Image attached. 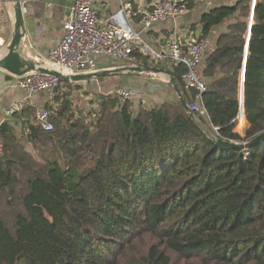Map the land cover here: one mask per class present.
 Returning a JSON list of instances; mask_svg holds the SVG:
<instances>
[{"label": "trees", "instance_id": "16d2710c", "mask_svg": "<svg viewBox=\"0 0 264 264\" xmlns=\"http://www.w3.org/2000/svg\"><path fill=\"white\" fill-rule=\"evenodd\" d=\"M254 1L199 21L203 39L227 24L200 69L204 116L178 100L134 109L106 95L74 117L60 81L45 108L51 131L27 120L18 137L1 125L0 264H264V140L212 141L264 133V0ZM125 65L170 70L193 103L182 66L137 50Z\"/></svg>", "mask_w": 264, "mask_h": 264}, {"label": "built area", "instance_id": "2783aa9c", "mask_svg": "<svg viewBox=\"0 0 264 264\" xmlns=\"http://www.w3.org/2000/svg\"><path fill=\"white\" fill-rule=\"evenodd\" d=\"M101 1L73 0L63 24V36L49 51L46 64L66 74H91L108 69L100 67L98 59L125 63L132 52L137 50L150 63L168 67L182 66L185 69L182 76L184 88L193 92L194 96L193 103L188 106L193 113L204 116L202 95L206 85L200 76V69L209 49L208 40L200 38L199 32H188L182 38L165 37L155 46L147 39V33L154 26L188 14L190 0H152L150 7L141 11L137 27L132 24L133 7L130 2L122 3L120 9L110 17H103L100 12ZM15 86L28 97L44 92L53 99L60 81L52 76L28 72L16 78ZM132 96V92L124 87L118 86L113 92L119 104L129 102ZM25 106L26 101L13 104L5 110V118L20 113ZM238 121L237 125H247L242 113ZM36 124L44 131H51L49 112L40 111L36 116ZM3 156L4 141L0 125V158Z\"/></svg>", "mask_w": 264, "mask_h": 264}, {"label": "crops", "instance_id": "0c3cea01", "mask_svg": "<svg viewBox=\"0 0 264 264\" xmlns=\"http://www.w3.org/2000/svg\"><path fill=\"white\" fill-rule=\"evenodd\" d=\"M6 1L7 0H0V59L5 53V48L13 32V16L9 3L10 0H8V2ZM237 1L239 0H190V10L188 14L176 20L154 26L153 29L147 33V37L150 43L155 46L156 43L165 37L176 36L182 38L187 35L188 32L198 33L199 21L205 13L217 7L232 6ZM124 2H130L132 4V24L137 27L141 11L150 7L152 0H102L100 3L101 15L103 17H110L120 9L121 4ZM68 3L69 2H65L63 5H53L43 3L42 0H28L25 3L24 14L26 34L21 41L19 50L24 58H26L24 54L36 60L41 59L44 61L47 58L49 51L63 36V24L68 17L71 7V4ZM226 27L227 24L225 23L213 29L210 37L207 38L209 48L211 43H214L218 34L226 31ZM104 60L106 61L107 59H98V65H103L105 63ZM15 81V76L0 69V125L3 123L10 124L18 137H21L20 133L23 127L27 126V120L30 121V124L35 125L37 114L47 107H54L55 103L53 102L54 100L50 99L47 93L44 92L28 97L24 91L15 86ZM138 81V79L131 80V83L134 84ZM86 82L88 81L73 84L80 85ZM113 83H115V81H113ZM150 93L153 98L155 91H151ZM21 101H26L24 110L6 119L4 116L5 110ZM154 105L157 104L154 102L150 104V106ZM32 114H35V120L27 118L28 115L31 116ZM22 123L24 124L22 125Z\"/></svg>", "mask_w": 264, "mask_h": 264}, {"label": "water", "instance_id": "95a60500", "mask_svg": "<svg viewBox=\"0 0 264 264\" xmlns=\"http://www.w3.org/2000/svg\"><path fill=\"white\" fill-rule=\"evenodd\" d=\"M28 0H10V8L13 16V32L11 35V39L8 45L5 48V53L0 59V69L6 71L7 73L19 78L25 75L28 72H34L41 75L52 76L57 78L59 81L67 82V83H79L83 81H89L91 79H98L102 76L106 75H115V74H161L168 78L169 84L174 91L178 102L184 109V111L188 114V116L195 120L193 112L190 110L188 104L183 98V94L177 85L173 74L170 70L164 69L161 67H134V66H122V67H114L103 69L95 73L91 74H66L62 71L54 69L46 64H37L32 60L24 58L20 54V46L23 37L26 34L25 27V14H24V5ZM8 2V0L6 1ZM43 3L46 4H59L63 5L65 2H69L68 4H73V0H42ZM255 1L253 0L252 5L254 6ZM69 7V6H68ZM69 10V9H68ZM252 18V14L250 16ZM113 92H110L111 96ZM241 103H242V94H241ZM243 114V111H241ZM264 140V133L259 134L251 141H242L239 143L225 142L220 138L214 137L212 141L221 149H244L252 147L254 144H257Z\"/></svg>", "mask_w": 264, "mask_h": 264}, {"label": "rangeland", "instance_id": "374dc122", "mask_svg": "<svg viewBox=\"0 0 264 264\" xmlns=\"http://www.w3.org/2000/svg\"><path fill=\"white\" fill-rule=\"evenodd\" d=\"M24 56L26 57V59L33 60L37 64L47 63L46 59L43 61L41 59L36 60L25 54ZM105 63L103 65H100V67L116 68L121 67L120 65L122 64L119 61H108V59L105 61ZM135 79H138L139 81L134 84L131 83V80ZM113 81H115V83H113ZM118 86L129 89L132 92L133 96L129 102L132 103L134 109H137L138 107L148 109L152 107L150 106L152 102L156 104H162L177 100V97L169 84L168 78L161 74L144 73L106 75L98 79H91L86 83H81L80 85H75L72 83L70 84V87H68V91L64 90V93L67 94L69 98L68 101L70 112L74 117H77L78 115H88V113L96 109V102L99 98L109 95L110 92H114L118 88ZM151 91H155V95L153 96V98L150 93ZM111 96H113V94ZM246 128L247 125H237L235 131L239 133L242 138L244 137Z\"/></svg>", "mask_w": 264, "mask_h": 264}, {"label": "bare ground", "instance_id": "6f19581e", "mask_svg": "<svg viewBox=\"0 0 264 264\" xmlns=\"http://www.w3.org/2000/svg\"><path fill=\"white\" fill-rule=\"evenodd\" d=\"M39 62V61H38Z\"/></svg>", "mask_w": 264, "mask_h": 264}]
</instances>
